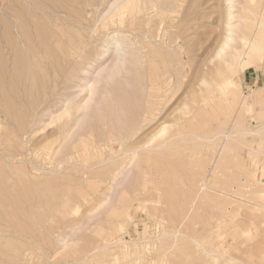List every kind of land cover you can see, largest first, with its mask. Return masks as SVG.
Listing matches in <instances>:
<instances>
[{
    "label": "rangeland",
    "instance_id": "obj_1",
    "mask_svg": "<svg viewBox=\"0 0 264 264\" xmlns=\"http://www.w3.org/2000/svg\"><path fill=\"white\" fill-rule=\"evenodd\" d=\"M254 35L264 0H0V264H264Z\"/></svg>",
    "mask_w": 264,
    "mask_h": 264
},
{
    "label": "bare ground",
    "instance_id": "obj_2",
    "mask_svg": "<svg viewBox=\"0 0 264 264\" xmlns=\"http://www.w3.org/2000/svg\"><path fill=\"white\" fill-rule=\"evenodd\" d=\"M131 1V0H130ZM126 6V5H125ZM134 8L136 9V5L134 6ZM139 8V7H138ZM137 8V9H138ZM120 12V11H119ZM110 16V15H109ZM117 22V21H116ZM116 24V23H115ZM242 41H243V45L244 46H247L248 45V47H249V49H251L252 51H253V54H256V55H260V53L264 50V41L262 40V38H259L258 37V35L257 36H253L252 38H243L242 39ZM120 44V43H119ZM252 53H250L249 52V54L247 55V56H250ZM78 55V54H77ZM77 55H75V56H77ZM75 56H73V57H75ZM252 56V55H251ZM254 57V56H253ZM115 60V59H114ZM248 60V59H247ZM253 60V59H252ZM249 61V60H248ZM251 62V61H250ZM81 70H84V69H81ZM111 70V69H110ZM69 71V70H68ZM86 71V70H85ZM73 75V74H72ZM87 74H84V76H86ZM97 75H101V74H97ZM77 77V76H76ZM98 77V79H100L99 78V76H97ZM84 79V78H83ZM80 77H78L77 78V80H76V83H80ZM100 80H97L96 78H95V80L93 81V84H92V88H94V86H96V82H99ZM97 87V86H96ZM90 92H92V90H90ZM89 99H91L92 100V97L91 98H89ZM144 117H146V116H144ZM144 120V119H143ZM140 128V127H139ZM264 179V178H263ZM262 182H264V180L262 181ZM113 197V196H112ZM110 199V198H109ZM140 200V199H139Z\"/></svg>",
    "mask_w": 264,
    "mask_h": 264
},
{
    "label": "crops",
    "instance_id": "obj_3",
    "mask_svg": "<svg viewBox=\"0 0 264 264\" xmlns=\"http://www.w3.org/2000/svg\"><path fill=\"white\" fill-rule=\"evenodd\" d=\"M248 78H251V76H248Z\"/></svg>",
    "mask_w": 264,
    "mask_h": 264
}]
</instances>
